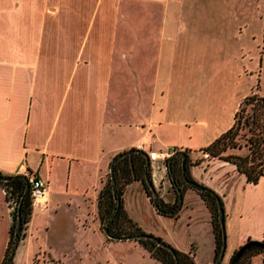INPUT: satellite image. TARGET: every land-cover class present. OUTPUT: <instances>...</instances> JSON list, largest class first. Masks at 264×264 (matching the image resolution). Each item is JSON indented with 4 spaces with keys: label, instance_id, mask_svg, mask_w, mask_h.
Segmentation results:
<instances>
[{
    "label": "crops",
    "instance_id": "1",
    "mask_svg": "<svg viewBox=\"0 0 264 264\" xmlns=\"http://www.w3.org/2000/svg\"><path fill=\"white\" fill-rule=\"evenodd\" d=\"M39 1L0 0V173L48 183L47 208L33 206L12 264H40V255L57 264L160 262L135 239H110L99 216L112 161L133 148L187 153L184 171L222 198L230 259L249 239L264 240L263 229L244 227L243 214L230 235L235 206L228 209L227 191L237 180L252 183L225 163H197L252 92L263 59L250 22L261 20L264 0H45L60 3L53 8ZM40 17L48 24L42 39ZM158 163L150 165L153 184L174 203L179 185L169 163L155 171ZM181 180L178 216L159 213L137 179L121 186L124 210L196 264H213V213ZM12 211L0 184V264ZM181 221L187 242L177 237Z\"/></svg>",
    "mask_w": 264,
    "mask_h": 264
},
{
    "label": "trees",
    "instance_id": "2",
    "mask_svg": "<svg viewBox=\"0 0 264 264\" xmlns=\"http://www.w3.org/2000/svg\"><path fill=\"white\" fill-rule=\"evenodd\" d=\"M259 88L258 86L257 90H253L243 100L235 114L232 126L201 149L206 157L197 163L210 162L212 159L223 160L234 165L237 171L246 177L248 183H259L264 176V96L259 92ZM132 150L130 155L119 159L116 164L117 192H114L111 175L100 192L99 216L102 225L108 231L107 235L110 239H127L131 235L141 234L142 237L135 240L147 249L151 256L163 264H196L192 255L176 249L172 244L155 234L145 232L125 212L121 186L132 182L134 179L143 181L147 193L159 213L171 217L178 216L182 208V196L180 194L177 193L174 203H168L160 197L158 192L150 189L146 181L148 154L138 148ZM168 163L170 176H176V185L182 186L181 175H185L187 179L191 180L192 186L195 187L197 184L200 186L198 191L213 213L216 260L221 252L225 233L219 216L220 203L223 204L222 199L211 188L196 182L187 169L184 171L183 157L174 154ZM185 167H188V159L185 161ZM28 183H30L28 176L27 179L12 176L9 180H0V184L6 191L7 199L13 207V223L10 230L6 261L15 248L19 214L23 223L19 234L20 240L25 235L26 225L32 215L31 192L29 191L25 195ZM260 254L264 255V240L249 239L235 250L229 264H252L253 258ZM52 263L57 264L55 261Z\"/></svg>",
    "mask_w": 264,
    "mask_h": 264
},
{
    "label": "rangeland",
    "instance_id": "3",
    "mask_svg": "<svg viewBox=\"0 0 264 264\" xmlns=\"http://www.w3.org/2000/svg\"><path fill=\"white\" fill-rule=\"evenodd\" d=\"M39 2H40L39 4L42 7H47V8H49V7L53 8V6H55V7L60 6V3L58 1H56L57 4L55 2H54V4H50V3L45 4V2H46L45 0H40ZM263 6H264V4H263ZM262 10H263V14H262L261 20L257 21V19H256L255 22H250L251 23V25H250L251 29L250 30L252 32H255L257 37H261V46H262L261 49H262V59H263L261 66L259 65V62L256 64L257 66L255 65L256 67L254 69L256 70V73L253 74V77L251 79V83L253 86L252 92H253V90H257V87L259 86L260 87L259 92L261 93V95L264 96V8H262ZM52 16L58 17V19H60V15H52ZM41 17L37 20V23L40 24L39 25V29L41 30L40 38L42 39V38H44V32H46V33L48 32V24L45 27L46 19L44 18V20L42 21ZM212 161H216V163H217L216 166H220L221 164L225 163V165H224L225 170H228V169L231 170L232 168H236L234 165H232L228 162H225L223 160H215V159L210 160V162H212ZM226 168H228V169H226ZM241 178L244 179V177L242 175H241ZM226 201L228 202L227 207L229 210H230V205L235 206V208H234L235 209L234 227L232 226V223L230 222V218H229V222H228L231 237H232L233 233L236 234L239 230L238 221L240 219H238V217L240 218L241 214H243L242 220H243L245 228H247L248 230H252V231H256L257 229H259L260 231L262 229L264 230V180H261V182H259L257 184H251V186H248L247 184L244 185L243 182H239L237 180L227 191ZM248 214L251 215V220H248ZM226 224L227 223H226V219H225L224 231H225L226 238H227L228 234L226 233L227 232L226 231L227 230ZM180 226H182V228L184 230H183V232L178 233L177 237L181 241L187 242L188 237H189V233H188L189 229H188L187 223H185L184 221H181ZM230 239H231L230 244H229L228 239H227V248H226L225 256H224L221 264H229L230 253L232 251V246H231L232 238H230ZM201 241L203 244H205V242H207V240L205 238V230L203 232V236H202ZM203 249L205 250V248H203ZM262 256H264V255L261 254V256H255L253 258L252 264H260ZM134 257L135 258H133V260H136V258H137L136 255ZM13 258H14V256H13ZM263 261H264V259H263ZM263 261H262V264H263ZM26 262L27 261L24 260V262L19 263V264H27ZM37 262L40 264H54L51 261H49L47 258H45L41 255L39 257H37ZM137 264H139V263H137ZM155 264H162V263L155 262Z\"/></svg>",
    "mask_w": 264,
    "mask_h": 264
},
{
    "label": "water",
    "instance_id": "4",
    "mask_svg": "<svg viewBox=\"0 0 264 264\" xmlns=\"http://www.w3.org/2000/svg\"><path fill=\"white\" fill-rule=\"evenodd\" d=\"M132 152H133L132 149L128 150V151H125V152H122L117 157H115L114 160L112 161V164H111V178H112V182H113L114 192L115 193L117 192V178H116V174H115L116 164H117L119 159H121V158H123V157H125L127 155H130ZM179 153H181L184 156V158H183V167H184V170H185V158L187 156V153H185V152H179ZM150 165H151V161H150L149 158H147L146 178H147V181H148L149 185L151 186V188L155 192H157V189L155 188V186L153 184V180L151 178ZM12 176H20L22 178L27 179V175H24V174L5 175V174L0 173V180H9ZM172 178H173V180H175L176 176L172 175ZM187 182L192 183L190 179H187ZM30 188H31V185H30V183H28L26 191H25V195L27 193H29ZM177 188H178V190H179V192L181 194L182 193L181 188L179 186ZM195 188L200 189V186L197 184V185H195ZM25 195H24V197H25ZM21 203H20V205H21ZM219 212H220L219 216H220V220L222 222L223 229H225V208H224L223 204H221V203H220V207H219ZM22 227H23L22 217L19 214V217H18V228H17V239H16V243H15V248H14L12 254H11V257L8 259V261L5 264H11L12 261H13V256L15 255L16 249H17V247L19 245V242H20V235L19 234H20V232L22 230ZM140 237H142L141 234H134V235L129 236L128 239H138ZM226 248H227V238H226V234L224 233V239H223V245H222L221 252H220L218 258L214 261L213 264H221V262H222V260H223V258L225 256ZM175 256L177 257L176 254H175Z\"/></svg>",
    "mask_w": 264,
    "mask_h": 264
},
{
    "label": "built area",
    "instance_id": "5",
    "mask_svg": "<svg viewBox=\"0 0 264 264\" xmlns=\"http://www.w3.org/2000/svg\"><path fill=\"white\" fill-rule=\"evenodd\" d=\"M147 154L150 161H156L157 163L159 162L157 165L153 166V169L155 171L160 170L162 166H168L169 159L173 156L172 151L149 150ZM28 177L31 185L30 192L32 206L46 209L48 183L41 177L36 176L35 174H29Z\"/></svg>",
    "mask_w": 264,
    "mask_h": 264
}]
</instances>
